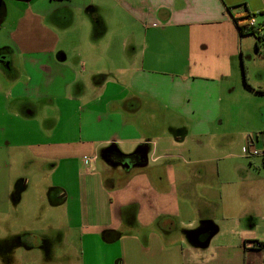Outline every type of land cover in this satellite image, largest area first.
<instances>
[{"label": "crops", "instance_id": "obj_1", "mask_svg": "<svg viewBox=\"0 0 264 264\" xmlns=\"http://www.w3.org/2000/svg\"><path fill=\"white\" fill-rule=\"evenodd\" d=\"M246 10L264 0H0L3 264H264Z\"/></svg>", "mask_w": 264, "mask_h": 264}, {"label": "rangeland", "instance_id": "obj_2", "mask_svg": "<svg viewBox=\"0 0 264 264\" xmlns=\"http://www.w3.org/2000/svg\"><path fill=\"white\" fill-rule=\"evenodd\" d=\"M255 20H257L258 22L259 21L260 22L262 21V34H263V29H264V26H263L264 25V23H263L264 22V15L263 14L261 15L259 13L256 14L255 15ZM6 29H7V23L4 25L3 28L0 27V36H2V37L5 36ZM250 34H252V37H255L257 39L258 43H261L262 42L261 44L258 45V47L259 48H262V51H263L264 50V35H262V38L258 39L257 36L254 35L253 33H250ZM243 35H248V33L243 34ZM258 35H260V34H258ZM259 53L260 52L258 50H256V53H255L257 55L256 57H258ZM260 156L261 155H259V156L258 155H254L255 159H257V160H260ZM15 189H16V191H20L21 190V189H19L17 187H15ZM26 238H27V236H26ZM26 238L24 239V242H26L27 244L28 243H30V244L33 243V239H31V238L26 239ZM16 244H17V242H15L14 240H8L7 237H4V236L3 237H0V264H3V262H2L3 259H5L4 261H6L7 259L9 260L10 257H12V256L15 255V253H17V256H18L19 251H21V252L23 251L20 248V246L19 245H16ZM42 247L44 248L45 246H42ZM16 260H17V258H15V261Z\"/></svg>", "mask_w": 264, "mask_h": 264}, {"label": "built area", "instance_id": "obj_3", "mask_svg": "<svg viewBox=\"0 0 264 264\" xmlns=\"http://www.w3.org/2000/svg\"><path fill=\"white\" fill-rule=\"evenodd\" d=\"M256 20L255 18H252L250 20V25L255 24ZM260 137L259 135L257 136L256 134H253L250 138H249V142L247 144V151L250 154H258L261 155L262 157H264V146H262L261 148L256 146V139ZM85 160H89L88 156H84ZM260 244V243H259Z\"/></svg>", "mask_w": 264, "mask_h": 264}, {"label": "trees", "instance_id": "obj_4", "mask_svg": "<svg viewBox=\"0 0 264 264\" xmlns=\"http://www.w3.org/2000/svg\"><path fill=\"white\" fill-rule=\"evenodd\" d=\"M255 15H256V13H253V12H250L249 10H246V14L243 15L242 18H246V20H248V24L240 26V33L243 35L244 33L251 32L254 35H256L258 39H260V38H262V36L258 35L259 31L257 30L258 29V27H256L257 25H255V24L250 25V20L252 18H255ZM263 162H264V157H263Z\"/></svg>", "mask_w": 264, "mask_h": 264}, {"label": "water", "instance_id": "obj_5", "mask_svg": "<svg viewBox=\"0 0 264 264\" xmlns=\"http://www.w3.org/2000/svg\"><path fill=\"white\" fill-rule=\"evenodd\" d=\"M210 238V237H209ZM209 238L205 241V243H203V245H206L209 241Z\"/></svg>", "mask_w": 264, "mask_h": 264}]
</instances>
